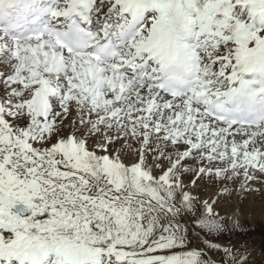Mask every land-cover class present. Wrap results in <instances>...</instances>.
Listing matches in <instances>:
<instances>
[{
  "label": "snow or ice",
  "instance_id": "6c2138e0",
  "mask_svg": "<svg viewBox=\"0 0 264 264\" xmlns=\"http://www.w3.org/2000/svg\"><path fill=\"white\" fill-rule=\"evenodd\" d=\"M257 216L264 0H0V264H264Z\"/></svg>",
  "mask_w": 264,
  "mask_h": 264
},
{
  "label": "bare ground",
  "instance_id": "6f19581e",
  "mask_svg": "<svg viewBox=\"0 0 264 264\" xmlns=\"http://www.w3.org/2000/svg\"><path fill=\"white\" fill-rule=\"evenodd\" d=\"M253 224V232L251 235V241L253 243L254 246L255 243H260L261 240V235L257 232L260 230V232H262L261 230H264V221H262L258 216L255 218V220L252 221ZM264 236V235H263ZM256 248L259 250V247L256 246ZM259 252H257V260L259 261Z\"/></svg>",
  "mask_w": 264,
  "mask_h": 264
},
{
  "label": "rangeland",
  "instance_id": "374dc122",
  "mask_svg": "<svg viewBox=\"0 0 264 264\" xmlns=\"http://www.w3.org/2000/svg\"><path fill=\"white\" fill-rule=\"evenodd\" d=\"M262 232H260V230L259 231H257L260 235H261V240H260V243H255V245L257 246V247H259V249L261 248V246L262 245H264V230H261ZM255 246V247H256ZM260 258V257H259Z\"/></svg>",
  "mask_w": 264,
  "mask_h": 264
}]
</instances>
